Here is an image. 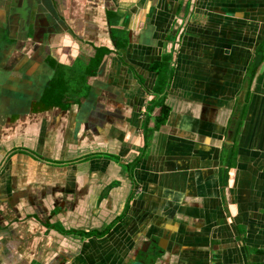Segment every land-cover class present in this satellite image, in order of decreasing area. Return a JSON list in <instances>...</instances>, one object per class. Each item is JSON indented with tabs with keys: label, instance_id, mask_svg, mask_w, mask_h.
<instances>
[{
	"label": "crops",
	"instance_id": "crops-1",
	"mask_svg": "<svg viewBox=\"0 0 264 264\" xmlns=\"http://www.w3.org/2000/svg\"><path fill=\"white\" fill-rule=\"evenodd\" d=\"M14 1L0 264H264V0Z\"/></svg>",
	"mask_w": 264,
	"mask_h": 264
},
{
	"label": "rangeland",
	"instance_id": "rangeland-1",
	"mask_svg": "<svg viewBox=\"0 0 264 264\" xmlns=\"http://www.w3.org/2000/svg\"><path fill=\"white\" fill-rule=\"evenodd\" d=\"M5 3L8 2L7 8V14L6 17L7 20L2 19V16L0 14V48L3 49L4 45H7V39L8 38H15L19 39L21 37V31L28 25V21L26 20V14L25 9L22 5H16L15 7V1L14 0H2ZM18 3L20 4V0ZM0 49V50H1Z\"/></svg>",
	"mask_w": 264,
	"mask_h": 264
},
{
	"label": "flooded vegetation",
	"instance_id": "flooded-vegetation-1",
	"mask_svg": "<svg viewBox=\"0 0 264 264\" xmlns=\"http://www.w3.org/2000/svg\"><path fill=\"white\" fill-rule=\"evenodd\" d=\"M25 14H26V20H27L28 17H29V14H28V12L25 13ZM106 16L108 17V15H106ZM5 17H6V15L5 16L2 15V19L7 20V18H5ZM25 28L27 30H30L29 22H28V25ZM111 31L113 32V30H110V32ZM27 34L28 35L32 34V31H31V33H30V31H28ZM33 35L37 37V36L41 35V33L40 32H37V33L35 32V33H33ZM110 35H111V33H110ZM100 51H104V49L101 48V47L95 49V55L92 56V57H90L88 64L87 65H84V68L83 69H82L83 64L80 61H77V63H75V66L78 65V63H79L80 69H78V70H81L82 69V72H81L82 73V76H84L86 73L87 74L92 73L93 66L95 64L96 59L98 58V55H99V52ZM52 65H57V64L56 63H52ZM58 81H61V78L59 79V75L56 74V75L53 76V78L50 80L49 84L44 89V92H43L42 97H41V99L43 100V102H46L45 99L46 98H49V97L50 98H53V97L56 98L57 97V99L65 102V99H66V98H64L65 97L64 96L65 94L63 93V90L61 89V87H59ZM30 264H39V263L36 262L35 259H32V261L30 262Z\"/></svg>",
	"mask_w": 264,
	"mask_h": 264
},
{
	"label": "trees",
	"instance_id": "trees-1",
	"mask_svg": "<svg viewBox=\"0 0 264 264\" xmlns=\"http://www.w3.org/2000/svg\"><path fill=\"white\" fill-rule=\"evenodd\" d=\"M97 61H98V58L96 59V61H95V64H94V66H93V68L97 65ZM93 70V69H92ZM53 86V85H52ZM165 113H166V107H165V105H161V107H160V113H159V115H158V121H162V120H164V117H165Z\"/></svg>",
	"mask_w": 264,
	"mask_h": 264
},
{
	"label": "water",
	"instance_id": "water-1",
	"mask_svg": "<svg viewBox=\"0 0 264 264\" xmlns=\"http://www.w3.org/2000/svg\"><path fill=\"white\" fill-rule=\"evenodd\" d=\"M10 1V0H9Z\"/></svg>",
	"mask_w": 264,
	"mask_h": 264
}]
</instances>
